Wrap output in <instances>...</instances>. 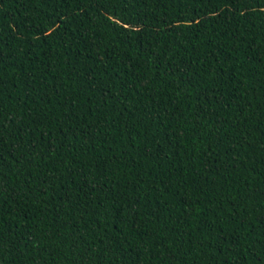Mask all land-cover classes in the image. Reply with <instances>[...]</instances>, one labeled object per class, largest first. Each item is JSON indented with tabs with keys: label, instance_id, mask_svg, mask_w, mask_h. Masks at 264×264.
<instances>
[{
	"label": "trees",
	"instance_id": "16d2710c",
	"mask_svg": "<svg viewBox=\"0 0 264 264\" xmlns=\"http://www.w3.org/2000/svg\"><path fill=\"white\" fill-rule=\"evenodd\" d=\"M0 264H264V0H0Z\"/></svg>",
	"mask_w": 264,
	"mask_h": 264
}]
</instances>
